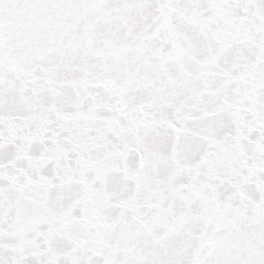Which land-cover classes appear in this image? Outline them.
<instances>
[{
	"label": "snow or ice",
	"instance_id": "6c2138e0",
	"mask_svg": "<svg viewBox=\"0 0 264 264\" xmlns=\"http://www.w3.org/2000/svg\"><path fill=\"white\" fill-rule=\"evenodd\" d=\"M0 264H264V0H0Z\"/></svg>",
	"mask_w": 264,
	"mask_h": 264
}]
</instances>
